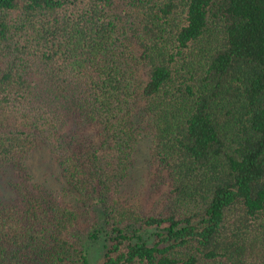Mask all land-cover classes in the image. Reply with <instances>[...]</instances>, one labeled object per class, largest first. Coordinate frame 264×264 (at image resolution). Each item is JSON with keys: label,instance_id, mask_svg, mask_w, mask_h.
Here are the masks:
<instances>
[{"label": "trees", "instance_id": "obj_1", "mask_svg": "<svg viewBox=\"0 0 264 264\" xmlns=\"http://www.w3.org/2000/svg\"><path fill=\"white\" fill-rule=\"evenodd\" d=\"M4 172L0 264H264V0H0Z\"/></svg>", "mask_w": 264, "mask_h": 264}, {"label": "rangeland", "instance_id": "obj_2", "mask_svg": "<svg viewBox=\"0 0 264 264\" xmlns=\"http://www.w3.org/2000/svg\"><path fill=\"white\" fill-rule=\"evenodd\" d=\"M147 140H139L137 149L133 155V164L129 177L123 188L126 197L132 200L145 202L148 191L151 190L150 180L147 175L148 156ZM26 165L33 178L44 185L57 191L62 185L58 168L55 162L50 158L47 149L43 145L34 148L27 156ZM8 173H0V195L6 194V180ZM160 193V190L156 191ZM69 202H73L72 196H66ZM87 250V264H100L104 249L102 237L90 242H83Z\"/></svg>", "mask_w": 264, "mask_h": 264}]
</instances>
